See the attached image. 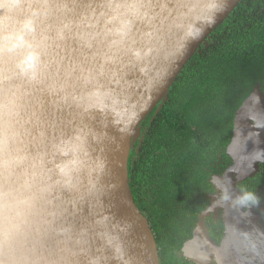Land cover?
I'll use <instances>...</instances> for the list:
<instances>
[{
    "label": "water",
    "instance_id": "1",
    "mask_svg": "<svg viewBox=\"0 0 264 264\" xmlns=\"http://www.w3.org/2000/svg\"><path fill=\"white\" fill-rule=\"evenodd\" d=\"M241 1L0 0V264H160L130 190L132 143ZM228 153L214 184L234 197L264 163L258 87ZM221 207L217 263L234 264L244 208Z\"/></svg>",
    "mask_w": 264,
    "mask_h": 264
},
{
    "label": "trees",
    "instance_id": "2",
    "mask_svg": "<svg viewBox=\"0 0 264 264\" xmlns=\"http://www.w3.org/2000/svg\"><path fill=\"white\" fill-rule=\"evenodd\" d=\"M257 87L264 95V0H242L138 128L128 163L130 190L157 246L175 264L216 195L214 179L234 162L228 148L236 115ZM198 133L208 145L196 141ZM238 187L259 197L264 220V176ZM206 226L220 243L222 219L211 215Z\"/></svg>",
    "mask_w": 264,
    "mask_h": 264
},
{
    "label": "rangeland",
    "instance_id": "3",
    "mask_svg": "<svg viewBox=\"0 0 264 264\" xmlns=\"http://www.w3.org/2000/svg\"><path fill=\"white\" fill-rule=\"evenodd\" d=\"M195 139L204 146L208 145L209 143V138L199 133L195 135ZM219 200L220 196L216 198V202ZM142 214L147 218L145 213ZM243 216L245 217L244 222H239V224L241 229H243L244 231H242V234L239 233V235L237 234L236 236L234 264H264V228L258 223V218L252 207L244 208ZM200 231L201 229L199 228V232ZM241 236L242 238H240ZM205 241L207 245L212 248L213 254H216L215 251L217 250V247L212 244L208 236ZM158 250L160 264L176 263L174 259V262L169 261V258L165 256V253L162 252L159 247ZM194 250L195 244L193 240L192 244L187 245V247L185 248L184 255H182L183 260L180 262V264H188V262L191 263V261L193 262L192 253ZM215 260L216 255H214L213 258V261Z\"/></svg>",
    "mask_w": 264,
    "mask_h": 264
},
{
    "label": "flooded vegetation",
    "instance_id": "4",
    "mask_svg": "<svg viewBox=\"0 0 264 264\" xmlns=\"http://www.w3.org/2000/svg\"><path fill=\"white\" fill-rule=\"evenodd\" d=\"M254 124H255V121H252ZM233 164H234V162H233ZM233 164L231 165V167L233 166ZM230 167V168H231ZM229 168V169H230ZM228 169V170H229ZM227 170V171H228ZM226 171V172H227ZM225 172V173H226ZM224 173V174H225ZM224 174H223V176H224ZM263 175L264 176V163L262 162V163H260L259 165H258V168H257V171H256V173L252 176V177H254L255 175ZM220 177H222V176H220ZM251 177V178H252ZM251 178H248V179H246L245 181H240V180H237V186H239V184L240 183H244V182H246V181H248L249 179H251ZM213 183H214V181H213ZM217 187V186H216ZM238 189H239V187H238ZM240 191V190H239ZM218 196H221V192H220V190L217 188V192H216V195H215V197H214V199H213V201H212V203L210 204V206H209V208L207 209V211H205L204 213H202V215H205V213L206 212H208L210 209H212L214 206H217V202H219V201H217L216 202V198L218 197ZM214 208H216V207H214ZM252 208H253V210L255 211V214H256V216H257V218H258V223L264 228V220H263V218H262V216L259 214V211L257 210V207H256V205L255 206H252ZM202 215L200 216V218H201V222H202ZM211 215H213L214 216V218L216 219V220H219V218H221L222 219V221H223V225H224V228H225V235L223 236V239L221 240V242L220 243H217L216 241H214L211 237H210V235H209V233H208V228H207V226H206V219L208 218V217H210ZM224 216H225V212H224V208L223 207H221L220 209H219V211L216 213V212H214V210L212 209L208 214H206L205 215V219H204V224H205V228H206V237L208 236V238L210 239V241L212 242V244L213 245H215L216 247H221L222 246V243L225 241V239L227 238V236H228V233H227V229H226V225H225V221H224ZM244 219H245V217L244 216H242V219H241V222L240 223H242V222H244ZM201 222L198 224V226L196 227V229H195V231H194V233H193V238L190 240V241H188L187 243H186V245H185V247H184V249H183V251H182V255H184V250H185V248L187 247V245H189V244H192V241L194 240V244H195V250L193 251V253H192V257L195 259H193L192 257V260H193V262L191 261V263H189L188 262V264H218L217 263V258H216V260L215 261H213V258H214V255H216L215 253L213 254V250H212V248H209V252L207 253V248L206 249H202V250H199V247H198V240H197V231L199 230V228L202 226L201 225ZM201 225V226H200ZM241 228V227H240ZM242 231H244L243 229H240V231H239V233L240 234H242ZM239 233H238V235H239ZM195 238V239H194ZM240 238H242V236L240 237ZM205 240V239H204ZM203 256L205 257V258H203Z\"/></svg>",
    "mask_w": 264,
    "mask_h": 264
},
{
    "label": "clouds",
    "instance_id": "5",
    "mask_svg": "<svg viewBox=\"0 0 264 264\" xmlns=\"http://www.w3.org/2000/svg\"><path fill=\"white\" fill-rule=\"evenodd\" d=\"M220 200L222 202L229 203V206L234 207L236 210L259 204V197L255 194V192L245 190L244 188H241L239 193L234 197L225 188L221 192Z\"/></svg>",
    "mask_w": 264,
    "mask_h": 264
},
{
    "label": "bare ground",
    "instance_id": "6",
    "mask_svg": "<svg viewBox=\"0 0 264 264\" xmlns=\"http://www.w3.org/2000/svg\"><path fill=\"white\" fill-rule=\"evenodd\" d=\"M216 207V206H215ZM201 231L199 232V230L197 231V242H198V247L199 250L202 249H206L207 248V253L209 252V246L207 245L206 241L204 239H206V228L204 227V225L202 224V226L200 227ZM241 229V228H240ZM203 258H205L203 256Z\"/></svg>",
    "mask_w": 264,
    "mask_h": 264
},
{
    "label": "snow or ice",
    "instance_id": "7",
    "mask_svg": "<svg viewBox=\"0 0 264 264\" xmlns=\"http://www.w3.org/2000/svg\"><path fill=\"white\" fill-rule=\"evenodd\" d=\"M138 7L139 8H149L150 7V5H148V4H145V3H140L139 5H138Z\"/></svg>",
    "mask_w": 264,
    "mask_h": 264
}]
</instances>
